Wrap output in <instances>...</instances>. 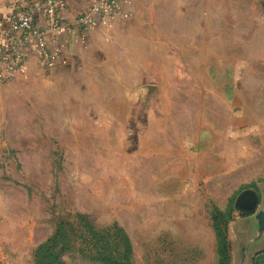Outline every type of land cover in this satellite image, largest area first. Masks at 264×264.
Returning <instances> with one entry per match:
<instances>
[{"label": "rangeland", "instance_id": "obj_1", "mask_svg": "<svg viewBox=\"0 0 264 264\" xmlns=\"http://www.w3.org/2000/svg\"><path fill=\"white\" fill-rule=\"evenodd\" d=\"M223 4L146 0L0 85V264H34L59 224L62 264H102L87 225L124 237L134 264H218L215 220L230 264H264L235 208L264 189V11Z\"/></svg>", "mask_w": 264, "mask_h": 264}, {"label": "built area", "instance_id": "obj_2", "mask_svg": "<svg viewBox=\"0 0 264 264\" xmlns=\"http://www.w3.org/2000/svg\"><path fill=\"white\" fill-rule=\"evenodd\" d=\"M65 7L66 0L26 1L0 21V85L23 74L31 56L45 68L65 63L64 40L71 32L84 40L96 27L127 17L118 0H89L72 25L62 17Z\"/></svg>", "mask_w": 264, "mask_h": 264}, {"label": "trees", "instance_id": "obj_3", "mask_svg": "<svg viewBox=\"0 0 264 264\" xmlns=\"http://www.w3.org/2000/svg\"><path fill=\"white\" fill-rule=\"evenodd\" d=\"M23 3L24 1H20L14 4L12 6V12ZM227 228V220L222 225L215 220L218 264H230V247L227 238ZM87 230L88 234L91 235V239H93L88 251L89 257L92 255L90 260L98 261L102 264H134L130 257V246L125 242L126 239L124 237L120 240L111 239L110 232L101 233L95 231L89 225H87ZM117 233H120V231L117 230ZM73 235L74 234L68 230V227L66 228L64 224H59L53 235L37 249L34 257V264H62L63 256L72 248L70 243L73 241ZM258 261H264V255L259 257Z\"/></svg>", "mask_w": 264, "mask_h": 264}, {"label": "crops", "instance_id": "obj_4", "mask_svg": "<svg viewBox=\"0 0 264 264\" xmlns=\"http://www.w3.org/2000/svg\"><path fill=\"white\" fill-rule=\"evenodd\" d=\"M20 1L21 0H0V21L6 20L12 12V6ZM118 1L122 12L129 13L130 15L133 14L134 17L141 10L144 9L146 3V0H126L128 1V4L123 3L122 0H118ZM154 1L155 0H149V3L152 5ZM215 1L224 3L222 6L219 7L220 9L250 10L253 11L254 14H250L249 19L252 18L253 16V18L255 19L262 20V14L264 11V0H215ZM88 7H89V0H66V7L62 12V17L64 18L65 21L74 25L75 18L83 14L88 9ZM123 20L126 19L117 18L114 20V23ZM97 33H99L98 30L90 31L85 35L84 40H80L76 32L73 33L71 32L64 40L65 54L67 57L66 62L71 60L73 57H75L79 49L81 47H84V45H86L90 40H92L97 35ZM33 63L40 65L38 59L36 57L31 56L27 63V65H29L28 68L31 67ZM11 82H8L6 84H10Z\"/></svg>", "mask_w": 264, "mask_h": 264}, {"label": "water", "instance_id": "obj_5", "mask_svg": "<svg viewBox=\"0 0 264 264\" xmlns=\"http://www.w3.org/2000/svg\"><path fill=\"white\" fill-rule=\"evenodd\" d=\"M235 208L240 213L253 216L254 234L249 244H259L264 241V189L260 196L253 190L243 192L237 198Z\"/></svg>", "mask_w": 264, "mask_h": 264}]
</instances>
